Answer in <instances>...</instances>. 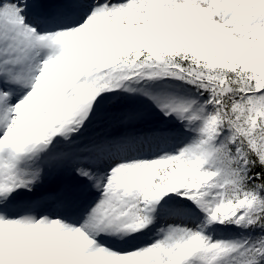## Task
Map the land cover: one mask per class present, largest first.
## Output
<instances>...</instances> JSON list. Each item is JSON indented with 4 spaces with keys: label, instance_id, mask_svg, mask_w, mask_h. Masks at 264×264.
Returning a JSON list of instances; mask_svg holds the SVG:
<instances>
[{
    "label": "snow or ice",
    "instance_id": "obj_1",
    "mask_svg": "<svg viewBox=\"0 0 264 264\" xmlns=\"http://www.w3.org/2000/svg\"><path fill=\"white\" fill-rule=\"evenodd\" d=\"M0 264H264V0H0Z\"/></svg>",
    "mask_w": 264,
    "mask_h": 264
}]
</instances>
